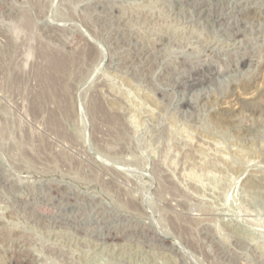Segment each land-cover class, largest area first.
Returning a JSON list of instances; mask_svg holds the SVG:
<instances>
[{
    "label": "rangeland",
    "instance_id": "obj_1",
    "mask_svg": "<svg viewBox=\"0 0 264 264\" xmlns=\"http://www.w3.org/2000/svg\"><path fill=\"white\" fill-rule=\"evenodd\" d=\"M11 258L264 264V0H0Z\"/></svg>",
    "mask_w": 264,
    "mask_h": 264
},
{
    "label": "bare ground",
    "instance_id": "obj_2",
    "mask_svg": "<svg viewBox=\"0 0 264 264\" xmlns=\"http://www.w3.org/2000/svg\"><path fill=\"white\" fill-rule=\"evenodd\" d=\"M55 58H56V56H55ZM49 59H51V58H49ZM52 59H53V57H52ZM51 59V60H52ZM59 59V60H58ZM48 61V60H47ZM50 61V60H49ZM49 61L47 62V64H49ZM50 62H53L54 64H53V70L54 71H58V69H60L61 67H63L64 66V63H63V60L62 59H60V58H56V60L54 59V60H52V61H50ZM61 62V63H60ZM51 64V63H50ZM51 66V65H50ZM48 78H50V77H48ZM48 81H50V79L48 80ZM52 81V80H51ZM51 81H50V83H51ZM47 82V81H46ZM193 83V82H192ZM191 83V84H192ZM195 83V82H194ZM51 86H52V84H51ZM48 92V91H47ZM248 104V103H247ZM227 112V111H226ZM229 119V118H228ZM231 119V118H230ZM115 238V237H114ZM159 238V237H158ZM11 262L12 263H15V264H24V262L23 261H17L15 258H11ZM29 263V262H28Z\"/></svg>",
    "mask_w": 264,
    "mask_h": 264
}]
</instances>
